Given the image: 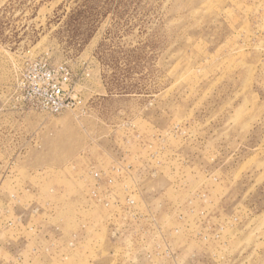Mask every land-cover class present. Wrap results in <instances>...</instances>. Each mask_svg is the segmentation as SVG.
I'll use <instances>...</instances> for the list:
<instances>
[{
    "label": "rangeland",
    "instance_id": "374dc122",
    "mask_svg": "<svg viewBox=\"0 0 264 264\" xmlns=\"http://www.w3.org/2000/svg\"><path fill=\"white\" fill-rule=\"evenodd\" d=\"M0 264H264V0H0Z\"/></svg>",
    "mask_w": 264,
    "mask_h": 264
},
{
    "label": "built area",
    "instance_id": "2783aa9c",
    "mask_svg": "<svg viewBox=\"0 0 264 264\" xmlns=\"http://www.w3.org/2000/svg\"><path fill=\"white\" fill-rule=\"evenodd\" d=\"M34 106L39 107L41 109H46V110H50V111H57L58 109H60L59 106H55V105H48L46 103L43 102H36L34 103Z\"/></svg>",
    "mask_w": 264,
    "mask_h": 264
}]
</instances>
